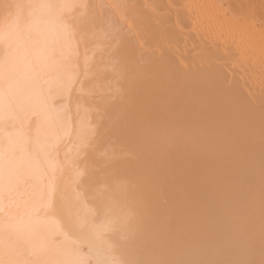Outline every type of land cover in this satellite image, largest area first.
I'll list each match as a JSON object with an SVG mask.
<instances>
[{
  "label": "bare ground",
  "instance_id": "bare-ground-1",
  "mask_svg": "<svg viewBox=\"0 0 264 264\" xmlns=\"http://www.w3.org/2000/svg\"><path fill=\"white\" fill-rule=\"evenodd\" d=\"M119 1L0 0V264H161V257L171 251L184 253L187 264H244L251 254L246 261L242 255L239 262L233 255L236 263L223 258L221 249L217 252L225 255L218 259L223 260H216L206 246L196 250L199 243L192 250L174 246L171 240V247L159 246V234V247L154 242L151 251L148 237L140 233L148 225L158 229L161 224L141 219L127 187L82 181L86 168L80 157L95 133L86 104L92 91L86 82L99 60L102 63L111 53L108 46L113 49L116 37L120 41L122 35L125 39L134 32L132 20L126 19L128 1ZM222 2L168 0V11L183 14L187 21L183 26L176 20L182 32L177 33L182 34L179 42L185 54H181L194 57L196 52L214 51L228 79L238 78L241 89L253 87L250 95L264 97V33L251 19L228 14ZM114 61L108 64L112 68ZM257 97L249 99L259 101ZM206 186L213 193L229 190L226 184ZM216 223L213 220L211 227L217 231ZM242 247L231 250L236 254ZM261 259L264 262V255Z\"/></svg>",
  "mask_w": 264,
  "mask_h": 264
},
{
  "label": "rangeland",
  "instance_id": "rangeland-1",
  "mask_svg": "<svg viewBox=\"0 0 264 264\" xmlns=\"http://www.w3.org/2000/svg\"><path fill=\"white\" fill-rule=\"evenodd\" d=\"M127 1L126 19L132 20L134 32L126 35L127 41L123 35L122 42L115 36L117 41H113L120 44L115 46L111 42L114 50L108 46L111 53H107V47L103 51L107 58L115 59L113 68L108 65L110 58L103 66L107 58L102 53L106 61L101 63L98 59L94 69L99 64L102 67L93 69V75L86 80L92 91L86 96V104L91 107L95 133L79 159L86 168L83 183L127 187V195H131L140 215L143 214L141 219H154L161 224L162 229L148 225L149 230L140 233L150 237L146 242L151 251L154 242L156 249L162 244L168 248L171 240L174 246L182 245L187 250L199 243L196 250L206 246L207 254L216 260L228 257L231 262H239V257L241 260L246 255V261L251 254L248 264H263L264 97L253 93L260 102L251 100L256 98L250 95L253 87L247 86L245 92L241 80L230 78L235 81L232 83L214 51L184 57L176 20L183 26L187 21L183 14L176 16L168 11V0ZM222 1L228 14L244 21L249 19L248 22L251 19L264 33V0ZM204 56L205 61H200ZM205 184H226L229 190L208 192ZM217 217L220 218L216 221ZM207 220L219 222L220 229L216 231L214 227V232ZM225 230H234L230 238ZM158 234L163 237L160 241ZM240 246L244 253L237 251L240 255H236ZM171 253L161 257V264H187L184 253ZM219 255L223 258L218 259Z\"/></svg>",
  "mask_w": 264,
  "mask_h": 264
}]
</instances>
